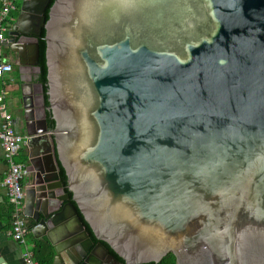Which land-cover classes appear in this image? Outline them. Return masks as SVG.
<instances>
[{
  "label": "water",
  "instance_id": "water-1",
  "mask_svg": "<svg viewBox=\"0 0 264 264\" xmlns=\"http://www.w3.org/2000/svg\"><path fill=\"white\" fill-rule=\"evenodd\" d=\"M51 1L8 43L39 72L45 30L47 90L14 100L54 264H264V0Z\"/></svg>",
  "mask_w": 264,
  "mask_h": 264
},
{
  "label": "built area",
  "instance_id": "built-area-1",
  "mask_svg": "<svg viewBox=\"0 0 264 264\" xmlns=\"http://www.w3.org/2000/svg\"><path fill=\"white\" fill-rule=\"evenodd\" d=\"M19 0H0V77L13 69V64L2 55V47L8 41L11 29L10 13L17 9ZM26 143V135L17 129V123L9 112L4 95H0V148L8 165L1 186L7 190L12 205L13 220L10 235L23 247L24 264H41L35 257L34 243L28 239L29 229L23 217L25 192L23 180L27 178L30 168L25 162L17 160V156Z\"/></svg>",
  "mask_w": 264,
  "mask_h": 264
},
{
  "label": "crops",
  "instance_id": "crops-1",
  "mask_svg": "<svg viewBox=\"0 0 264 264\" xmlns=\"http://www.w3.org/2000/svg\"><path fill=\"white\" fill-rule=\"evenodd\" d=\"M19 7L21 4V0L18 1ZM17 4V5H18ZM15 12L12 13V12ZM10 13L9 22L11 24L14 23L16 17L18 16V10H13ZM8 37V35H7ZM24 48L22 52L21 59L16 58L12 54L15 53L12 51L10 44L5 42L2 47V55L8 61L13 64V69L10 72L4 73L2 77H0V95H4V100L7 103L9 112L13 115L16 121V102L14 97L19 92L20 85H23L25 93L31 97H37L39 95V90L37 88L36 82L38 72L35 70L34 66L30 63L32 56V39H23L21 40ZM17 48V47H15ZM22 49V48H21ZM31 55V56H30ZM11 96V104L13 105L14 111L10 110L9 103L7 102V96ZM17 129L24 134L23 132V123H18L17 121ZM17 160L21 162L27 163L29 166V157L26 144H24L17 156ZM8 169V165L3 157V151L0 148V183L5 176ZM26 185V179L23 180L22 188L25 191L24 186ZM9 196L7 190L1 186L0 184V264H24L23 261V247L15 241L10 235L11 224L13 220V214H9ZM12 206V205H11ZM28 239L30 242L33 240L47 239L49 238L46 235H41L39 237H35L31 230L28 233ZM50 242V241H49ZM51 243V242H50ZM52 244V243H51ZM54 248V247H53ZM56 252H54V255ZM54 263V259H53Z\"/></svg>",
  "mask_w": 264,
  "mask_h": 264
},
{
  "label": "trees",
  "instance_id": "trees-1",
  "mask_svg": "<svg viewBox=\"0 0 264 264\" xmlns=\"http://www.w3.org/2000/svg\"><path fill=\"white\" fill-rule=\"evenodd\" d=\"M53 2V0L51 1V3ZM50 3V4H51ZM19 8V4L17 5V9ZM12 13L15 14V12L13 11ZM48 13V9L46 10V12L44 13V15L46 16V18H48L47 16ZM45 35V30L43 29L42 31V36L39 39V66H40V71L37 74V80L42 82L44 85V90H47V64H46V41L43 38V36ZM47 95H45L46 98V105L48 104L47 101ZM47 123L48 126L50 128H53L55 125V121L52 118V114L50 111H47ZM19 161V160H18ZM60 175H61V179L63 182V185L66 186L67 185V176L65 174V170L63 169V167L60 166ZM66 188V187H65ZM65 191H67L65 189ZM69 192V191H68ZM71 195V192H69ZM9 214L12 213V206L11 204H9ZM81 218L83 219L82 215L80 214ZM86 225V228L89 232V234L91 235L92 239L96 242L97 239L94 237L93 232L91 231L89 225L84 222ZM34 241V253H35V257L36 259L41 263V264H54L53 263V259H54V248L53 245L47 240V239H40V240H33ZM113 253V251H111ZM116 255V254H115ZM116 257H118L116 255ZM119 258V257H118ZM121 260L122 263V259L119 258ZM143 264H177L176 263V258L172 253L167 254L165 257L162 258V260L158 263L156 262H149V263H143Z\"/></svg>",
  "mask_w": 264,
  "mask_h": 264
},
{
  "label": "rangeland",
  "instance_id": "rangeland-1",
  "mask_svg": "<svg viewBox=\"0 0 264 264\" xmlns=\"http://www.w3.org/2000/svg\"><path fill=\"white\" fill-rule=\"evenodd\" d=\"M7 102L9 103L10 110L14 111L13 105L11 104V96L10 95L7 96Z\"/></svg>",
  "mask_w": 264,
  "mask_h": 264
},
{
  "label": "flooded vegetation",
  "instance_id": "flooded-vegetation-1",
  "mask_svg": "<svg viewBox=\"0 0 264 264\" xmlns=\"http://www.w3.org/2000/svg\"><path fill=\"white\" fill-rule=\"evenodd\" d=\"M20 43H22V41L19 40V44H20ZM12 55L15 56V57H16V55H18L19 59L23 58V57H22V54H21V53H18V52L13 53ZM30 56H31V55H30ZM31 57H32V56H31ZM16 58H17V57H16ZM30 59H31V58H30Z\"/></svg>",
  "mask_w": 264,
  "mask_h": 264
}]
</instances>
